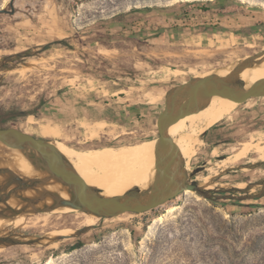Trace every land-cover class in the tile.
I'll list each match as a JSON object with an SVG mask.
<instances>
[{"label":"rangeland","instance_id":"obj_1","mask_svg":"<svg viewBox=\"0 0 264 264\" xmlns=\"http://www.w3.org/2000/svg\"><path fill=\"white\" fill-rule=\"evenodd\" d=\"M193 1L0 0V127L83 152L157 138L169 88L264 50L263 32L244 33L258 26L264 31V0H204L207 8ZM146 5L156 6L140 9ZM162 29L173 30L174 38L148 34ZM62 92L78 102L100 101L101 107L120 93L122 101L145 110L121 119L124 125L52 119L47 107ZM42 124L58 126L60 135L44 136ZM260 136L264 141V97L228 109L198 136L189 180L202 184L200 177L210 175L211 189L253 184L251 192H259L264 164L250 167L263 161L257 153L234 166L220 163L244 148L238 143ZM16 215H0V264H264V196L207 199L186 190L153 210L89 224L74 212H59L45 228L17 227Z\"/></svg>","mask_w":264,"mask_h":264},{"label":"water","instance_id":"obj_2","mask_svg":"<svg viewBox=\"0 0 264 264\" xmlns=\"http://www.w3.org/2000/svg\"><path fill=\"white\" fill-rule=\"evenodd\" d=\"M262 61H264V50L238 60L231 67L230 73L226 75L215 72L204 76H194L166 91L165 106L158 117L159 135L156 143L155 177L147 189L134 187L120 195L105 196L101 193V188L89 185L81 177L72 162L51 140L17 127H0V143L21 148L38 168L49 173L47 178H24L7 168H0V174H7L4 183L0 186V204L4 205L0 214L39 213L70 206L81 212L109 218L127 212L142 213L153 210L186 190L195 191L207 199L223 197L255 199L264 196V179L256 183L261 185L257 193L251 192L253 184L245 188L208 189L195 180L190 181L183 155L169 134V127L174 121L207 106L215 94L237 99L242 103L251 98L263 97L264 80L247 87L241 77L245 69L254 67ZM262 164L264 161L254 162L250 167ZM202 168L204 167L194 169L193 174H197ZM52 178L67 187L70 193L68 198L41 188V191L37 193L39 187ZM28 189L35 190L36 194L24 195V191ZM217 191L228 193L222 195ZM238 191L244 193L236 195ZM12 196L21 201L19 208L8 204ZM48 197L52 198V204L45 202ZM83 230L84 228H81L79 232ZM67 236L58 235V238ZM1 240H7V238ZM10 240L19 242L16 239Z\"/></svg>","mask_w":264,"mask_h":264},{"label":"bare ground","instance_id":"obj_3","mask_svg":"<svg viewBox=\"0 0 264 264\" xmlns=\"http://www.w3.org/2000/svg\"><path fill=\"white\" fill-rule=\"evenodd\" d=\"M230 70L231 67L222 69L219 74L225 75L229 73ZM241 77L244 79L247 87L262 82L264 80V61L254 67L245 69L242 72ZM241 103L242 102L240 100L215 94L207 106L196 110L186 121L178 125V123L184 120L188 114L174 121L170 125L169 134L181 151L188 172L192 170L190 160L197 153V144L202 142L198 136L212 127L215 123L219 122L228 109L234 108ZM34 121L33 118H30V122ZM39 132L46 137H58L61 133L60 128L53 124H42L39 128ZM262 138L263 136H260L259 141L250 139L238 143L237 146L244 148L240 152L235 151V157L222 160L220 165L234 166L244 159H250L249 154L251 152L257 153L258 159L264 161V141H262ZM52 143L56 145L72 162L74 168L81 175V177L89 185L101 188V193L105 196L118 195L119 193L126 192L134 187L147 189L154 181L156 171L157 138H149L134 144H127L120 147L108 146L84 152L70 146L63 145L57 140H53ZM106 165H111L113 171L116 173L111 172L109 168L105 167ZM0 168H7L24 178H47L49 175L47 171L38 168L21 148L9 146L3 143H0ZM209 170H213V168H210ZM210 177V175L200 177V180L203 181L201 184L203 187L208 189L214 187L210 183ZM5 179V175L0 174V186L4 183ZM246 184V182L243 183L245 186ZM103 187H111L110 189H112V192L109 193L107 191H103ZM40 188L50 190L63 197L68 198L70 196L67 187L54 178L41 185L37 193L41 191ZM35 194L36 192L33 189L24 191V195L26 196H33ZM16 200H18V198L12 196L9 199L8 204L14 207L13 204ZM18 201L19 202H16L15 204H17V206H21L20 200ZM45 202L47 204H52L53 200L51 197H48ZM3 208L4 205L0 204L1 211H3ZM59 212H74L80 221L82 220L87 224L94 223L99 219L97 215L81 212L70 206H62L48 212L37 214L22 212L20 215L14 216L13 220L17 227L41 226L45 228L50 224L55 214H59ZM0 215L10 216L14 214L8 213ZM70 231L72 232L69 228H64L62 230V232L67 234Z\"/></svg>","mask_w":264,"mask_h":264},{"label":"crops","instance_id":"obj_4","mask_svg":"<svg viewBox=\"0 0 264 264\" xmlns=\"http://www.w3.org/2000/svg\"><path fill=\"white\" fill-rule=\"evenodd\" d=\"M71 96V93L66 92H62L56 96L54 101H51V105L47 107L50 113L49 117L58 120L80 121L81 125L84 122L90 121L94 123H118L119 125H124L120 122L121 119H134L136 116H141L143 110H145V107L142 108L139 104L122 101L120 93L115 95L111 102H104L103 107L99 106L100 101L78 102ZM163 108L164 103L161 110Z\"/></svg>","mask_w":264,"mask_h":264},{"label":"trees","instance_id":"obj_5","mask_svg":"<svg viewBox=\"0 0 264 264\" xmlns=\"http://www.w3.org/2000/svg\"><path fill=\"white\" fill-rule=\"evenodd\" d=\"M226 0H216V3H219V4H221V3H224ZM193 2H195V3H198V4H201L202 5V8H207V7H204L205 5V2L206 1H204V0H195V1H193ZM154 6H156V5H146V6H144V7H141L140 9H143V10H148V9H150V8H153ZM134 8H136V7H134ZM206 29H208V30H211L212 32H218L217 30H216V27H212V26H206L205 27ZM205 29V30H206ZM199 31H203L202 29H200ZM258 33V32H263L264 33V31H263V26H258V27H255V28H250V27H248V28H246L245 30H244V33H245V35H251V34H254V33ZM149 34V36L150 37H154V38H162V39H165V38H167V37H170V38H174V31L173 30H171V29H162V30H153V31H150V33H148ZM48 113V115L50 114L49 112H47ZM83 245V243L82 242H79V243H77V244H75V245H73L72 247H71V249H76V248H79V247H81Z\"/></svg>","mask_w":264,"mask_h":264}]
</instances>
